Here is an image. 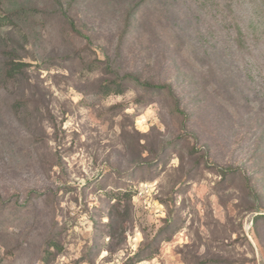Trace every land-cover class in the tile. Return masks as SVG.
<instances>
[{"label":"rangeland","instance_id":"374dc122","mask_svg":"<svg viewBox=\"0 0 264 264\" xmlns=\"http://www.w3.org/2000/svg\"><path fill=\"white\" fill-rule=\"evenodd\" d=\"M0 1V264H264V0Z\"/></svg>","mask_w":264,"mask_h":264},{"label":"trees","instance_id":"16d2710c","mask_svg":"<svg viewBox=\"0 0 264 264\" xmlns=\"http://www.w3.org/2000/svg\"><path fill=\"white\" fill-rule=\"evenodd\" d=\"M147 0H142L140 2L141 4L145 3ZM206 2V0H205ZM264 4V3H263ZM136 12V10H135ZM134 10H129L127 13V16L124 20V28H123V36L124 34L128 33V30L130 29V24L132 17L135 14ZM27 13L24 9H17L13 11H7L2 7V2L0 1V26H9L16 24V20H18L23 14ZM260 15V18L258 17L256 19V23L252 25V28L255 29V31H259V29L264 30V8H261V12H258ZM16 17V18H15ZM70 27L77 33L74 23L70 18H68ZM79 33V32H78ZM80 34V33H79ZM239 34V43H244V33L243 30L240 28L238 29ZM102 65H104L105 73L107 75H110L111 78L103 80L99 85V90L102 94L108 95L109 93L113 94H122L126 90V87L128 84L132 85L133 87H137L139 90H142L146 93V95H159L163 94L166 95L172 102V110L178 115H181L184 118V122L187 121V115L184 110L180 107V98L176 95L174 88L170 84H153L147 81H142L138 76L127 73L120 75L118 72H116L109 59L107 58L105 61H99ZM26 65L24 63L19 62H12L6 61L2 65V70L0 72V75L4 79H12L15 78L19 73L22 71V69ZM213 166V165H212ZM216 167L222 177H226L228 175H234L238 171L237 168H228L226 170L219 169ZM126 194H123V196L119 193L113 194L110 196V200L112 201L113 205L120 203L121 199L125 197ZM259 198V196L257 197ZM48 246H51V238L49 239V243L47 242ZM57 246V245H56Z\"/></svg>","mask_w":264,"mask_h":264}]
</instances>
